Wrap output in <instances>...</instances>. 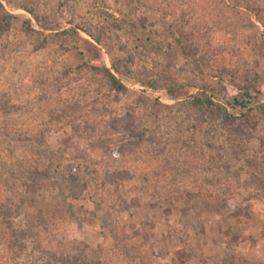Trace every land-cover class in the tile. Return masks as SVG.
Listing matches in <instances>:
<instances>
[{
	"label": "rangeland",
	"instance_id": "374dc122",
	"mask_svg": "<svg viewBox=\"0 0 264 264\" xmlns=\"http://www.w3.org/2000/svg\"><path fill=\"white\" fill-rule=\"evenodd\" d=\"M0 4V203L26 200L15 224L33 221L36 255L264 264V0ZM245 86L256 101L232 108ZM201 92L235 122L188 108ZM45 176L84 190L62 202ZM9 234L0 223V264H35Z\"/></svg>",
	"mask_w": 264,
	"mask_h": 264
},
{
	"label": "trees",
	"instance_id": "16d2710c",
	"mask_svg": "<svg viewBox=\"0 0 264 264\" xmlns=\"http://www.w3.org/2000/svg\"><path fill=\"white\" fill-rule=\"evenodd\" d=\"M1 6V4H0ZM32 12V11H29ZM7 17L3 18L7 20L10 18L9 15H5ZM89 36H91L95 42H99V37L95 36L93 33L89 31V29L81 27ZM87 68L94 72L99 73L102 78L105 80L106 85L109 89L117 93H125L127 90L126 85L116 76L114 75L108 68L106 67H96L93 65L86 64ZM112 69L115 71H119V67L116 63L112 64ZM144 84H148L153 86V81H148ZM204 88V87H203ZM173 87H168L167 90L171 92ZM207 90V89H206ZM232 102L231 107H237L241 111L245 108L249 107V104L254 103L255 97L251 95L250 88L248 86L243 87L237 95L231 97ZM186 106L196 112H200L201 114H211L220 119L222 124H232L235 122L236 118L233 114L228 113L226 108L220 104L218 101H215L212 95L201 92L197 95H192L188 97L184 101ZM243 114V113H242ZM123 178L125 176L124 173ZM46 177V176H45ZM50 182L53 184L54 188L57 190V194L61 198V201L64 202L66 199H77L82 191L84 190L83 185L72 179H64L61 176L58 177H49ZM121 179V178H120ZM40 184V181L36 179V177H31L29 182H23L20 186H24L26 188V192L34 193L36 191V186ZM24 198H21L15 202L13 199L6 197L0 203V223H2L6 229L10 231L9 239L7 240V246L15 251L17 254L21 253H30L31 258H38L35 261V264H85L83 261V253L78 255L71 254H63V253H54L48 251H42L41 255H36L37 245L36 241V231L34 229V224L31 219H27L23 225L16 226L15 220L21 214L20 206L24 205ZM32 202V199H30ZM27 242H30L31 251H27ZM47 256L46 259L43 257ZM90 264H96L95 262H90Z\"/></svg>",
	"mask_w": 264,
	"mask_h": 264
}]
</instances>
